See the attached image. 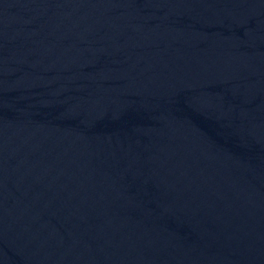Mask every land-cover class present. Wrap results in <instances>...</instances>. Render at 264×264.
Segmentation results:
<instances>
[{"label":"water","instance_id":"water-1","mask_svg":"<svg viewBox=\"0 0 264 264\" xmlns=\"http://www.w3.org/2000/svg\"><path fill=\"white\" fill-rule=\"evenodd\" d=\"M0 264H264V0H0Z\"/></svg>","mask_w":264,"mask_h":264}]
</instances>
